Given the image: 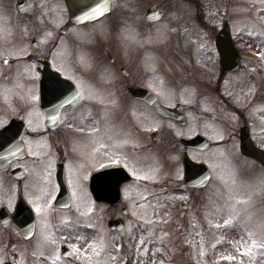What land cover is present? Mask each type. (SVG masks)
<instances>
[{
	"label": "flooded vegetation",
	"instance_id": "obj_1",
	"mask_svg": "<svg viewBox=\"0 0 264 264\" xmlns=\"http://www.w3.org/2000/svg\"><path fill=\"white\" fill-rule=\"evenodd\" d=\"M147 1L111 0L108 13L76 23L69 17L66 0H0V235L10 228L17 231L22 239L21 251L29 249L30 240L37 235L41 212L48 226L54 228L56 256L52 258L57 259L56 264H63L62 259L76 264H91L93 260L104 264H145L143 253L136 262L131 254L136 245L134 238L145 235L140 244L147 246V236H151L143 232L141 225L139 230L136 227L142 207L181 206L179 215L183 219L199 203L207 207V186L215 177L211 170L207 182V148L186 145L182 140L198 135L207 137V90L222 95L225 86L237 85L242 78L230 76L239 70L221 71L216 39L207 43V34L203 58L198 56L194 62L192 45L186 44L184 38L154 44L145 38L163 27L159 22L167 18L170 10L178 9V14L170 16L165 25H174L170 30L181 24H202L207 29V0H167L177 5L173 9L165 7L164 2L163 6L161 0ZM227 2L230 4L231 0ZM121 3L125 27L131 22L142 25L137 39L127 40L126 47L105 42L97 45L99 64L104 70L85 73L73 60L74 67L84 74H69L65 69L68 52L77 56V48L85 44L80 35H85L89 25H99L100 20L114 16L115 7ZM149 10L162 15L149 19ZM234 41L240 51V63L244 59L257 62L259 57L245 53L262 50L252 48L251 52L235 38ZM107 64L108 69L104 67ZM177 67H182L180 73L174 72ZM194 67L195 70L185 71ZM159 78L170 79L178 87L168 99L154 85ZM98 84H103L104 90L99 96L93 91ZM189 94L192 97L187 98ZM148 95L177 110L181 119L161 113ZM117 105L130 114L129 120L116 119V114L111 113ZM134 115L143 123H134ZM101 117L110 120L109 127H118L133 136L120 140L117 155L80 166L82 185H76L70 175L73 156L66 142L79 140L76 147L80 148ZM241 118L247 120L246 113H241ZM245 124H240L235 135L230 136L235 137L238 148L240 130ZM185 155L205 164L206 169H195L187 177ZM245 159L260 165L251 158ZM148 160L154 164V170L150 174L139 172ZM162 166L165 170L172 168L174 173L159 169ZM36 169L47 172L54 188L52 196H46L40 206L31 200L29 188L34 184ZM4 183L12 188L11 200L6 202ZM82 190L86 194L83 203L88 217L80 222ZM68 210H72V218H65ZM199 221L195 214L192 225ZM186 233L182 231V237ZM197 235L205 239L207 230H189L187 237ZM159 244L149 241L151 248L156 247L157 254H162L157 248ZM67 247L75 256L70 255ZM147 250L151 254L149 247ZM21 251L17 250L13 264L22 263Z\"/></svg>",
	"mask_w": 264,
	"mask_h": 264
},
{
	"label": "rangeland",
	"instance_id": "obj_2",
	"mask_svg": "<svg viewBox=\"0 0 264 264\" xmlns=\"http://www.w3.org/2000/svg\"><path fill=\"white\" fill-rule=\"evenodd\" d=\"M166 1L161 0L162 5L164 2L165 7L177 8L175 3ZM226 2L227 0H207V29L202 24L193 27L181 24L176 29L170 30L174 25L169 27L165 25L170 20V16L178 14L177 9L168 11L167 18L159 22L163 27L145 37L149 39V44L184 38L183 41L186 44L192 45L191 61L194 62L199 57L203 58L206 34L208 43L211 38L217 36L222 28V22L228 18L238 43L250 51L253 48L263 52L245 53L249 56L255 55L259 59L257 62H248L244 59V68L232 73L231 77L242 79L239 84L225 86L222 89V94L224 96L226 94L229 100L225 108L223 105L225 102L223 103L220 98H216L207 90V117L210 120L207 135L212 141V146L207 149V164L215 176L211 184L207 186V207L199 203L188 212V216L184 219L179 215L181 206L147 204L142 207L143 212L140 219L136 220V227L139 230L141 225L143 232L151 236H147V246L140 244L142 241L140 238H144L145 235L137 240L133 239L136 245H133L131 254H134L135 262L143 253L145 264H264V166L257 165L241 156L235 141L225 144V139L238 127L239 115L243 112L253 124V137L260 141V144L264 143V58H260V56L264 57V0H231L230 3L234 2L231 6H228ZM115 8L114 16L105 17L100 20L102 23L99 25H89L85 35H80V38L85 40V44L83 48H77V56L68 52L65 69L69 74L72 73L78 77L84 74L74 67L73 60L80 64L85 73L104 70L103 65L99 64L101 60L97 45L105 42V44L115 45L116 43L126 47L127 40L137 39L141 33V23L131 22V25L127 24L125 27L123 4ZM168 30L170 31L167 32ZM208 61L210 60L207 58ZM200 64L202 65L203 62L201 61ZM104 67L108 69V64ZM181 70L182 67H177L174 72L180 73ZM190 70H195V67L185 71ZM100 85H95L93 89L98 96L104 91L103 84ZM154 85L164 99H168L171 92L178 89L170 79L159 78L155 80ZM190 97H192L191 94L187 96V98ZM125 102L124 100L123 103ZM111 113L116 114V119H130V114L123 111L120 105H117L115 111ZM134 118V123H143L141 118L135 115ZM109 126L110 120L107 118L102 120L101 117L91 128L89 136L82 140L80 148L76 147L79 140L66 142L67 150L73 156V161H70V175L73 176L76 185H82L80 166L87 167L90 163H99L117 155L120 140H128L133 136L130 132H122L118 127ZM220 137L223 138V145L218 142ZM51 150H55L53 146ZM160 163L162 164V161ZM153 167L152 161L148 160V163L138 171L150 174L154 170ZM159 169L174 173L172 168L165 170L162 166ZM33 182L34 184L29 187L32 191L30 192L31 200L35 205L40 206L46 196L50 194L52 196L54 193L53 181L49 183L45 170L36 169L32 177ZM11 189L8 183H4V202L11 200ZM79 194L81 207L79 221L83 222L88 217L87 206L83 203V199L86 200V194L83 190ZM70 211L72 210L66 212L65 218H72ZM40 214L42 218L38 217V233L30 240L29 249L25 248L21 251L23 244L19 245V241L22 239L12 228L4 231V235H0V264L7 260L14 262L17 250L21 251L20 258L22 256L23 260L21 264H56L57 259L52 258L56 256L54 228L52 225L48 226L44 215L41 212ZM195 214L199 216L200 221L192 225V217ZM133 228L134 226L131 230ZM199 229L207 230V238L203 239L204 237L200 235L192 239L187 237L189 230ZM182 231L187 232L183 237ZM149 241L156 243L159 241L157 248L162 254H157L156 247L152 249ZM148 247L152 251L151 254L147 250ZM61 262L76 264L75 261L71 262L67 259H62ZM91 264L104 263L93 260Z\"/></svg>",
	"mask_w": 264,
	"mask_h": 264
},
{
	"label": "water",
	"instance_id": "obj_3",
	"mask_svg": "<svg viewBox=\"0 0 264 264\" xmlns=\"http://www.w3.org/2000/svg\"><path fill=\"white\" fill-rule=\"evenodd\" d=\"M109 1L110 0H67V4L71 17L74 18L76 21L81 22L89 19H94L102 15L105 11L109 9ZM152 16L157 17L158 14L154 13L152 14ZM225 38L226 40H228L227 44L224 42ZM228 44H230V29L229 27H226L218 37V45L219 48L222 49L223 63L229 65H225V69H234L237 67V62L229 63V61H225V59H227V57L225 58V55H227V53L223 52V49L225 48V46H228ZM161 111L165 114L178 117L177 112L169 108L162 106ZM208 144L209 141L205 140L204 145L207 146ZM242 151L245 154L256 158L264 165V150L260 149L254 144V141L248 131L247 133H242ZM185 162L186 164H191L192 161L185 158Z\"/></svg>",
	"mask_w": 264,
	"mask_h": 264
}]
</instances>
